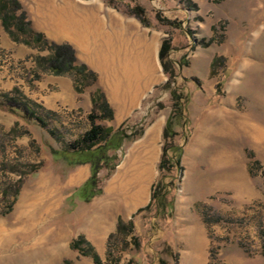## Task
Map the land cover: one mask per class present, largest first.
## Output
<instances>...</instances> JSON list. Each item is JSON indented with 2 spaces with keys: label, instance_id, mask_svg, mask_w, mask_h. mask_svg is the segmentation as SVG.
Masks as SVG:
<instances>
[{
  "label": "rangeland",
  "instance_id": "rangeland-1",
  "mask_svg": "<svg viewBox=\"0 0 264 264\" xmlns=\"http://www.w3.org/2000/svg\"><path fill=\"white\" fill-rule=\"evenodd\" d=\"M19 1L32 23L34 1ZM75 2L74 13L92 24L97 39L91 57L79 48L75 51L95 79L78 72L65 76L81 87L76 92L93 107L87 115L81 111L72 118L47 110L19 89L11 95L42 106L33 110L43 123L0 107V264H95L92 256L73 249L72 243L81 237L103 264H129L131 259L137 264H264V0ZM165 41L171 45V81L159 58ZM38 52L43 55L12 69L41 94L35 83L53 74L37 67V57H47L49 51ZM143 63L154 78L136 103L123 108L112 91L119 87L121 97L129 94V83L140 79ZM127 66L129 76L124 73ZM174 92L181 104L172 97ZM101 94L113 111L112 119L102 117ZM92 112L101 116L98 125L113 130L125 125L129 133L142 136L124 143L116 153V168L98 175L101 193L86 203L74 194L89 179L91 166H76L71 157L75 143L92 127ZM169 118L171 137L165 140ZM158 122L161 129L155 133ZM152 139L153 145L148 143ZM173 146L182 147L181 168L161 173L163 152L172 157ZM146 149L156 154L143 204L126 209L120 195H112L108 211L101 212L120 167ZM80 169H86V178L70 185ZM161 178L168 186L165 201L138 212L150 204ZM44 181L47 189L57 188L58 203L43 217L26 200ZM84 208L93 212L78 220ZM120 221L133 222L140 247L134 248L129 235L116 236L108 259L109 236Z\"/></svg>",
  "mask_w": 264,
  "mask_h": 264
},
{
  "label": "trees",
  "instance_id": "trees-1",
  "mask_svg": "<svg viewBox=\"0 0 264 264\" xmlns=\"http://www.w3.org/2000/svg\"><path fill=\"white\" fill-rule=\"evenodd\" d=\"M141 12L142 10L139 9L137 15L140 16ZM0 19L6 32L14 42L36 48L40 51H49V56L37 57L38 69L42 68V70L56 76L73 75L74 72H78L81 75H85L86 78L91 80L95 79V74L89 70L87 65L78 62L76 51L70 44L52 42L48 40L43 33L37 32L33 29L29 16L19 0H0ZM170 52L171 45L168 41H165L160 49L159 58L164 67L165 73L170 76L171 81L175 76V73L169 68L168 64ZM35 78L39 79L40 76L36 75ZM75 87L76 90L80 92L81 87H79L78 84H76ZM14 93H18V90L15 89ZM175 95L176 93L174 92L172 97L176 99L177 103L181 104V99ZM101 97L103 100V106H100V110L104 111L102 117L112 119L113 111L102 94ZM1 98L0 107H7L11 111H20L25 118L29 120L35 119L36 121L43 123L40 118H37V114L33 110V107L44 109L39 104L23 96H15L9 93L2 94ZM180 111H182V107ZM89 118L92 122V127L81 140H78L75 143L71 157L73 164L76 166L84 164H90L91 166L90 178L79 189H77L74 194L75 197L86 203L92 201L101 193L98 175L103 169H109L112 171L116 168V153L121 150L124 143L133 142L142 136L141 132L129 133L125 129V125H121L117 130L98 125L96 120L101 118V116H97L95 112H92L89 115ZM171 125V119L169 118L163 134L165 140L171 137ZM173 152L174 155L169 157L166 150H164L158 167L161 173H163V171L171 172L173 168H181L182 147L173 146ZM163 180L164 179L161 178L154 185L150 204L146 208L140 209L138 212L149 210L155 201H165V197L168 193L166 188H168V186L164 185ZM10 212L11 208L6 214ZM124 235H129L131 237L130 243L135 249H139L140 241L134 234L133 222L126 225L124 222L120 221L116 233L111 234L109 237L107 251L108 259L113 257L114 254V238L116 236ZM83 245L88 247L87 251L82 248ZM72 247L83 255H86L87 253V255L92 256L95 264H103L94 247L84 237L74 241ZM129 264L137 263L131 259Z\"/></svg>",
  "mask_w": 264,
  "mask_h": 264
},
{
  "label": "crops",
  "instance_id": "crops-1",
  "mask_svg": "<svg viewBox=\"0 0 264 264\" xmlns=\"http://www.w3.org/2000/svg\"><path fill=\"white\" fill-rule=\"evenodd\" d=\"M33 1L34 5L31 9L34 16L31 20L36 31L44 33L56 43H68L74 49L79 48L88 57L92 56V47L97 44L96 35L92 32V24L81 14L74 13L75 0H62L61 5L57 0ZM103 40L105 43L110 42L109 39V41L105 38ZM37 55L43 53L14 42L0 19V95L11 94L15 89H19L27 93L29 98L40 101L47 110L62 112L72 118L81 114V111L87 115L93 107L92 101L87 98L81 100V95L76 92L74 81L70 76L44 75L40 82L35 83L36 88L41 92L37 94L24 80L15 75L13 66L32 60ZM48 55L49 52L46 56ZM44 91L48 96L42 95Z\"/></svg>",
  "mask_w": 264,
  "mask_h": 264
},
{
  "label": "bare ground",
  "instance_id": "bare-ground-1",
  "mask_svg": "<svg viewBox=\"0 0 264 264\" xmlns=\"http://www.w3.org/2000/svg\"><path fill=\"white\" fill-rule=\"evenodd\" d=\"M124 73L126 74V76H129V66L125 68ZM141 73L142 76L139 80L135 79V81L133 80V83H129L131 87V91L129 92V94H124L122 95L123 97H121L119 93L121 91L120 88L115 87V89H113L112 93L114 95V99L119 102L121 107L125 108L131 106L132 103H134V101L138 99L137 97L141 93V91L145 87H147V85L154 78V75L149 69L148 64L143 63V65L141 66ZM161 124L162 122H158L156 126H154L153 130L155 131V133L160 131ZM148 143L153 145L154 140L152 139ZM155 154L152 152V150L150 151L149 149H146L143 154H140V152H136L133 158L130 157V160L126 159V161L120 167V171L118 172L117 177L111 182L109 188L106 191L107 195L105 197L104 203L100 204L101 212L104 213L108 211L107 206L109 203L107 201L112 195H120V201L126 207V209L137 208L143 204L148 194L149 184L154 178L152 163L154 162ZM86 174V169H80L71 178L69 184L73 185L82 182L86 178ZM46 187H48V184L46 183V181H44V183L40 185L37 191L32 193V197L29 200H26L27 206L32 208L34 213H36V211L41 212L42 215H40L43 217L44 215H50L54 211L58 203L56 200V195L58 194L57 188L47 189ZM92 212V209H81V211L78 213L77 218L78 220L86 219L92 214Z\"/></svg>",
  "mask_w": 264,
  "mask_h": 264
}]
</instances>
